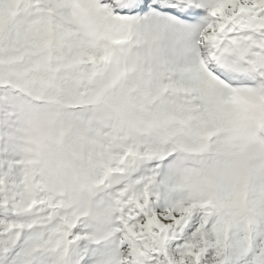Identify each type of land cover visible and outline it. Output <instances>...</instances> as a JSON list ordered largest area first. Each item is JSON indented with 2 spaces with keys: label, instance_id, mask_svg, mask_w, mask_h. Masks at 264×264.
Here are the masks:
<instances>
[{
  "label": "snow or ice",
  "instance_id": "snow-or-ice-1",
  "mask_svg": "<svg viewBox=\"0 0 264 264\" xmlns=\"http://www.w3.org/2000/svg\"><path fill=\"white\" fill-rule=\"evenodd\" d=\"M0 264H264V0H0Z\"/></svg>",
  "mask_w": 264,
  "mask_h": 264
}]
</instances>
